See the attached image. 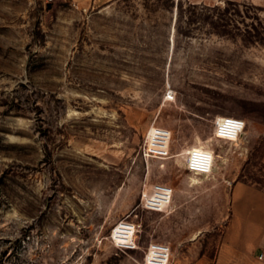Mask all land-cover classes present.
<instances>
[{"label": "rangeland", "instance_id": "1", "mask_svg": "<svg viewBox=\"0 0 264 264\" xmlns=\"http://www.w3.org/2000/svg\"><path fill=\"white\" fill-rule=\"evenodd\" d=\"M224 114L240 141L214 137ZM153 126L168 154L144 153ZM200 144L207 174L186 167ZM238 181L264 185V0H0V264H144L155 242L209 264Z\"/></svg>", "mask_w": 264, "mask_h": 264}, {"label": "built area", "instance_id": "2", "mask_svg": "<svg viewBox=\"0 0 264 264\" xmlns=\"http://www.w3.org/2000/svg\"><path fill=\"white\" fill-rule=\"evenodd\" d=\"M247 121L233 114L218 116L214 121L213 135L217 139L230 142L240 141L245 133ZM171 129L164 126H153L148 131L144 145V153L152 156L168 154L171 140ZM186 167L190 172L207 174L213 171L216 163V151L208 144L193 145L186 155ZM173 188L165 184H157L151 193L143 196L142 204L148 209L163 208L172 197ZM136 222L122 220L112 229L111 235L122 247L136 249L139 247ZM258 257L264 258V251ZM171 247L166 243H150L144 255V264H170Z\"/></svg>", "mask_w": 264, "mask_h": 264}, {"label": "crops", "instance_id": "3", "mask_svg": "<svg viewBox=\"0 0 264 264\" xmlns=\"http://www.w3.org/2000/svg\"><path fill=\"white\" fill-rule=\"evenodd\" d=\"M264 185L238 181L231 188L230 212L221 242L209 264H264ZM205 261L201 257L195 264Z\"/></svg>", "mask_w": 264, "mask_h": 264}, {"label": "bare ground", "instance_id": "4", "mask_svg": "<svg viewBox=\"0 0 264 264\" xmlns=\"http://www.w3.org/2000/svg\"><path fill=\"white\" fill-rule=\"evenodd\" d=\"M162 209V208H161Z\"/></svg>", "mask_w": 264, "mask_h": 264}]
</instances>
